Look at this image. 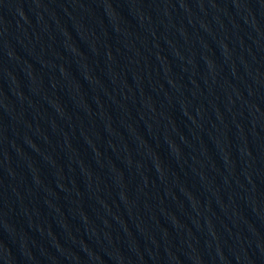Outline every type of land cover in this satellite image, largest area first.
<instances>
[{
	"label": "water",
	"instance_id": "1",
	"mask_svg": "<svg viewBox=\"0 0 264 264\" xmlns=\"http://www.w3.org/2000/svg\"><path fill=\"white\" fill-rule=\"evenodd\" d=\"M0 264H264V0H0Z\"/></svg>",
	"mask_w": 264,
	"mask_h": 264
}]
</instances>
